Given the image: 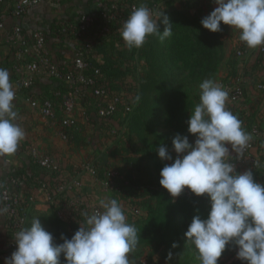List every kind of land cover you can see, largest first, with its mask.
Here are the masks:
<instances>
[{"label": "clouds", "instance_id": "obj_1", "mask_svg": "<svg viewBox=\"0 0 264 264\" xmlns=\"http://www.w3.org/2000/svg\"><path fill=\"white\" fill-rule=\"evenodd\" d=\"M212 3L216 7L200 21L204 29L217 33L222 24L227 25L246 47H264V0ZM160 23L165 25L162 32ZM119 34L131 50L142 47L152 35L163 41L173 35V29L164 11L154 12L141 4L133 8ZM199 89V103L187 121L194 142L188 135L177 134L171 151L164 144L156 149L162 162H170L164 163L159 183L173 198L187 188L195 196L209 199L207 217L194 216L184 234L195 246L200 264H218L229 246L245 264H264V184L256 181L252 169L238 172L230 160L244 156L252 137L227 109L229 92L225 88L205 79ZM15 95L9 71L0 68V156L14 154L25 138L16 123ZM139 100L137 95L133 103ZM99 208L102 210L82 213L85 221L71 238L61 235L59 244L53 243L40 218H33L30 227L15 233V250L4 264H61V257L64 264H130L129 253L139 239L135 226L127 222L116 199H101ZM5 211L0 208V215Z\"/></svg>", "mask_w": 264, "mask_h": 264}, {"label": "trees", "instance_id": "obj_2", "mask_svg": "<svg viewBox=\"0 0 264 264\" xmlns=\"http://www.w3.org/2000/svg\"><path fill=\"white\" fill-rule=\"evenodd\" d=\"M42 1L43 0H41V2ZM47 1L49 3H56V0ZM60 1L61 0H59L58 3H60ZM89 1L90 0H88V2ZM99 1L101 0H97V2ZM184 1L185 0H103V3H105L109 9V12L115 11L123 20H126L130 15L133 6L138 7L141 4L147 6L154 12L164 11L165 15L169 17L173 29L172 36L163 41H161L156 35L149 36L146 38V42L142 47L138 49L133 48L131 50L125 46L120 35L114 37L110 33L111 25H109L105 19L102 20L100 17L103 12L102 8L86 7L82 12L80 11L69 17L53 16L48 18V22L45 26L39 24L41 26L35 27L32 23L30 25L31 31H28L29 33L25 31L26 28H22L23 24L21 22H16L15 25L21 27V30L27 35H31L35 31H41L45 36V48L49 36L69 41L74 53L71 61L72 67L67 69L57 67V69L61 72L71 71L74 75L81 73L85 77H92L95 79L94 85H88L75 81L65 82L47 76L45 73H35L33 74L36 75L33 76L35 77V80L30 86L21 85L18 88V93L23 94L25 97H30L33 93L36 95L37 89L39 90L40 88H42L45 93L50 91L53 94L64 93L65 95L67 92L72 91L74 86H79L95 97L93 107L86 112L89 125H85L75 118V124L73 126L63 128L68 139L74 144L84 147L89 145L95 146L98 152L95 153L94 151L95 154L93 153L92 156H88L84 162L88 163L89 166L93 168L95 175L91 176L85 172V169H83L82 166L84 163L67 165L65 167L59 164L57 170H49L38 165L31 155H29L32 163L38 169L37 173L40 175L39 179H36L34 183H31L34 184L35 187L44 183L50 194V202L48 203L49 210L41 216L46 222L55 228V232L52 235L54 244L63 242L61 240V235L71 238L75 231L78 230L79 224L85 221V217L82 213L87 212L91 214L93 212V209L90 208L92 199L88 197L86 199H81L80 197L83 194V189H79L80 192L75 189L71 192H67L66 190L58 191L57 188L64 186L73 179H80L83 181L85 178L91 180L104 178L102 180L104 181L107 177V173L114 169L113 167L103 169L101 166L99 167L97 164L98 158L95 157V155L99 154L101 143L103 141L108 144L116 141L117 137L120 138L125 134L116 115L122 112L130 113L135 111L142 101L144 90H147L148 88L150 89L151 87H154L155 90L157 87L161 88L157 85L158 80L157 78L155 79V76L157 75L158 70H161L162 64L169 67V69L172 68L179 72L188 69L189 74L196 77L201 76L202 69L206 70L212 65L209 60H204L206 57L210 58L213 54L214 60H217V51L220 50L219 40L217 39L218 32L212 33L204 29L200 23L201 18L194 20L195 22L190 20L192 19L190 16L186 18L185 15H189L187 11L179 8V6H183V4L185 5V3H183ZM39 4L40 3L31 6L21 15H13L10 11H8L6 15L11 18L23 19L28 13L39 10ZM0 6H3V4ZM112 6H115V9L111 8ZM85 16L93 17L94 21L88 25L87 30L80 36L78 42L81 44H75L77 39L74 36L67 34V32H63L62 28L68 23H73L77 26L81 25L84 23L82 18ZM29 23H31V20L30 22L28 21V24ZM104 26H108L109 30L104 31ZM159 27L162 32L165 25L160 23ZM115 42L118 43V46L115 45ZM78 50L83 52V58L87 64V67L82 70H77L73 66L75 55ZM142 57L145 59L149 68L148 70L150 71V73L144 77H140L139 75V62ZM157 67L159 69H157ZM94 69H98L97 74L93 73ZM10 76V78L14 77H12V75ZM92 86L93 88L96 86L104 87L108 94L107 98L111 99L115 97L118 99L114 114L108 116H99L97 114L96 106L100 100L93 94ZM47 94H49V92ZM137 95L140 96V100L138 103H133L134 98ZM39 97L41 98V101L48 99L46 94L39 95ZM104 103L105 102H101L100 104ZM237 116H241V123L244 122V118H246V109H244L243 112L236 113V117ZM250 127L251 125L248 127L245 126L244 130L247 131ZM259 131V141H253L254 148L260 156L259 163L255 164L256 167L249 161L236 165L237 171L243 172L245 170L244 167L247 166L249 169L257 171L254 174V178L257 182H261L262 179H264V129L261 130V128H259ZM233 155L235 154L233 153ZM233 159L234 157L230 158L231 161ZM259 169H261V171ZM11 175L19 181V185L14 189L16 192L17 190L22 192L21 197L23 203L27 194L35 196V193H33L29 186L27 176L21 175L17 171H12ZM8 179L6 181H8ZM158 194L159 193L156 194L158 198L156 203L157 205L161 204L158 210L162 213L152 215L151 220L157 217L164 225L169 224L176 214H184L186 210H205L206 208L207 199H202L204 196H195L190 190L185 189L175 198L171 197L167 191L162 194V197H159ZM71 198H75V201L72 203H75V208L72 207L73 209L71 210L70 207H68L69 212L66 211L64 216L60 217L58 215L59 210H61L63 205L68 203ZM25 205L28 204L26 203ZM133 207L138 209L136 205ZM97 208L102 210L99 207ZM31 216L32 210L29 211L27 221L30 220ZM3 217L5 222L6 217L4 213ZM162 217L165 218V220H161ZM157 237L159 239L158 242H165L166 232H161ZM151 239H154V237ZM143 262L146 263V261ZM61 264H64L63 257H61Z\"/></svg>", "mask_w": 264, "mask_h": 264}, {"label": "rangeland", "instance_id": "obj_3", "mask_svg": "<svg viewBox=\"0 0 264 264\" xmlns=\"http://www.w3.org/2000/svg\"><path fill=\"white\" fill-rule=\"evenodd\" d=\"M183 3L185 5L179 8L187 11L189 15L185 17L190 16L192 22L202 19L216 7L212 0H185ZM221 28L222 31L217 34L220 44L217 60H214L213 54L210 58L206 57L204 60H209L212 65L206 70L202 69L201 76L193 77L188 69L179 72L162 64L161 70L155 76L157 85L161 88L157 87L155 90L151 87L144 90L142 101L135 111L116 115L125 134L108 144L103 141L99 154L95 155L99 167L114 168L115 176L110 178L111 186L105 187L102 184L104 178H85L82 187L75 188L78 191L92 184L98 188L101 195L92 200L91 209L99 207L100 200L105 198H114L122 205L127 222L135 226L139 237L136 248L129 253L130 264H143V261H146L144 264H200L195 246L186 241L184 234L194 216L198 215L201 219L207 217L210 211L209 199L202 197L207 199L205 210H186L184 214H176L167 225L161 223L157 217L151 220L152 215L162 213L158 210L161 204L157 205L156 194L159 193L158 196L162 197L167 191L162 188L159 180L164 163H170L162 162L156 149L164 144L171 151L172 139L177 134L188 135L189 141L194 142L195 137L187 132V121L190 112L199 103V84L205 79H212L225 88L230 77L236 79L242 72V66L235 57V50L242 46L239 34L231 31L227 25L222 24ZM139 63V75L144 77L150 73L149 68L143 57ZM255 100L256 98L253 101ZM237 118L241 121V116ZM172 154L175 158V153ZM244 169L248 170L249 167ZM256 172L253 170L254 174ZM259 183L264 184V179ZM68 207L72 210L75 203ZM161 220L165 218L162 217ZM161 232H166L165 242H158L157 236ZM218 264L245 262L237 259L235 249L229 246Z\"/></svg>", "mask_w": 264, "mask_h": 264}, {"label": "crops", "instance_id": "obj_4", "mask_svg": "<svg viewBox=\"0 0 264 264\" xmlns=\"http://www.w3.org/2000/svg\"><path fill=\"white\" fill-rule=\"evenodd\" d=\"M8 1L11 4L14 2V0ZM43 1L39 2V10L28 13V15H25L23 19L9 17L6 14L10 8L0 6V19L4 20L6 26H12L15 25L16 22H21L23 24L22 28H26L25 31L29 33L31 31L30 25L32 23L35 27L41 25L45 26L48 22V18L50 17H69L80 11L82 12V10L86 7L101 8L99 4L103 3V0L99 2H97V0H90L89 2L88 0H61L62 2L60 1V3H49L47 0ZM100 17L102 20H106L103 13H101ZM30 20L31 23L28 24V21L30 22ZM108 24L111 25L110 33L114 37H118L120 35L119 25L112 21L108 22ZM115 45L118 46V43L115 42ZM73 54L72 45L69 41L49 36L46 43V57L53 64L57 67H61L62 69L71 68ZM256 54L253 51L250 53L247 60L248 65L244 70L245 77L248 78V82H246L245 85L247 108L246 118H244V126L248 127L250 125H256L262 130L264 129V96L259 95L250 82L251 77L256 80L263 79L264 77V57L263 59L260 57H257L256 59ZM39 58L40 52L36 49V47H34V45L30 44L23 48L10 44L8 45L4 42L2 36L0 35V67L7 69L10 75H12V77L14 76L13 78H10V83H12L16 91L13 101L15 104L14 110L17 112L16 123H18L25 132V138L20 141L18 149L14 154L0 156V186L7 182L6 180L12 176V171H17L21 175L27 176L29 186L31 187L33 193H35V196L40 195V185L35 187L32 183H34L36 179H39L40 175L37 173L38 169L32 163L31 157L29 156L30 149L32 147H36L37 149L48 153L63 167L84 163L85 159L88 156H92L94 151L95 153L98 152L95 146L89 145L84 147L74 144L68 139L67 134L63 130L64 127L61 125V120L64 116L63 101L65 97L69 96V94L74 102V118L81 121V123H84L85 125L88 124L86 112L93 107L95 102V97L90 92L84 91L83 88L79 86H74V89L67 92L65 95L64 93L53 94L50 91H48L49 94H47L48 92L45 93L42 88L39 90L37 89V94L35 93L36 95H34L33 93L30 97H25L23 94L18 93V88L21 86L17 81L18 78L20 77L26 79L30 86V84L35 80V77L33 76L36 75L27 71L16 72L14 67L25 61H39ZM41 73L44 72L41 70ZM42 94H46L48 99H50L53 103L54 115L52 117H46L39 112L38 104L41 101L39 95ZM255 98L256 100L253 101ZM92 185H88L83 189V194L80 196L81 199H86L88 197L93 200L94 198L97 199L100 197V191ZM17 192L22 195L20 190H17ZM30 195L32 194H27L26 196ZM68 206L69 205L67 203L63 205L64 213L66 211L69 212ZM30 210H32V216L28 221L27 227H30L33 218H40L45 230L53 235L55 228L46 222L41 216L43 213L48 212L49 204L45 203L41 199H38L30 206L29 211ZM4 223V217L3 215H0V264H4L3 257L1 255L6 241Z\"/></svg>", "mask_w": 264, "mask_h": 264}, {"label": "built area", "instance_id": "obj_5", "mask_svg": "<svg viewBox=\"0 0 264 264\" xmlns=\"http://www.w3.org/2000/svg\"><path fill=\"white\" fill-rule=\"evenodd\" d=\"M41 0H14V2L11 4L8 0H0V5L3 4L5 8H10L9 11L13 15H21L26 12L28 8H30L33 5H36ZM59 0H56L58 2ZM100 7L103 10V15L106 18L107 22H116L119 27L121 28L123 22L125 20L121 19L120 16L115 12H109L108 7L105 3H100ZM135 6H133L134 8ZM111 8L115 9V6H112ZM132 8V9H133ZM112 10V9H111ZM84 23L77 26L73 23H68L65 25V27L62 28L63 32H67V34H70L74 36L77 40L75 44H81L78 42L80 36L87 30L88 25L94 21V18L91 16H85L82 18ZM104 31L109 30L108 26H104ZM0 35L2 36V39L5 43L8 45L17 46L20 48L27 47L28 45L32 44L36 49L40 52V58L39 61L33 60V61H25L19 63V65L14 67V70L16 72H22L27 71L31 74L35 73H41V70H44L45 75L51 76L52 78L59 79L65 82L75 81L79 83H84L88 85H94L95 79L92 77H85L81 73H78L77 75H74L71 71L69 72H61L57 69V66L53 64L48 58L46 57V48H45V36L42 34L41 31H35L31 35H27L21 30V27L18 25H12V26H6L3 19H0ZM88 46V45H87ZM80 49V48H79ZM82 50V49H81ZM81 50H78V52L75 55L74 59V68L77 70H82L87 67L86 62L83 58V52ZM255 52L256 59L257 57H260L263 59L264 57V47H260L258 49H250L246 47L244 43H242L241 47H238L235 50V57L237 58L238 62L242 66V72L239 74L238 78L232 79L231 77L227 81L225 85V89L229 92L228 101L226 104V107L228 110H230L235 116L236 113L243 112L244 109L247 108V101H246V95H245V85L246 82H248V78L245 77L244 70L248 65V56L250 53ZM263 61V60H262ZM261 61V62H262ZM94 74L98 73V69L93 70ZM20 85L28 86V82L26 79L18 78L17 80ZM250 82L255 88V91L259 95L264 96V77L263 79L256 80L253 77L250 78ZM93 88V86H92ZM93 94L100 100L97 103V114L99 116H108L114 114L116 110V103L118 101L117 98H107L108 94L104 87H94L92 90ZM101 102H105L104 104H100ZM39 112L46 116V117H52L54 115L53 111V103L50 99H45L43 101H40L38 104ZM73 109H74V102L72 97L67 96L64 98L63 101V113L64 116L61 120V125L63 127H70L75 124V118L73 116ZM245 122H242V128L244 130ZM246 131V130H245ZM249 133L252 137L251 141L248 144V147L245 150L244 156L242 158L237 159L234 157V159L231 161L234 165H240L245 163L246 161L252 162L253 164L259 163V153L256 152V149L254 148L253 141H259L258 137L260 136L259 128L256 125H251L250 129L246 131ZM30 155L31 157L37 162L38 165H40L43 168L49 169V170H57L59 167V163L48 153L43 152L36 147H32L30 149ZM83 169H85V172L92 175H95V172L93 168L89 166L88 163H84ZM115 176V170H110L107 173L106 179L102 182V184L105 187L111 186V180L110 178H113ZM19 185V181L13 177L10 176L8 181L5 182L0 187V199H1V205L2 209H6L4 212L6 220H5V235H6V241L5 246L2 249V257L3 261L6 257H9L11 253L15 250V243H14V235L17 231L21 230L22 228H26L28 221V215H29V209L30 206L35 203L38 199L43 200L45 203L50 202V194L48 190L46 189V186L44 183L40 184L39 192L40 195L38 196H27L25 198V201L23 203V199L21 195L16 192L14 189ZM82 185V181L80 179H73L69 181L64 186H60L57 188L58 191L66 190L67 192H71L73 189L78 188ZM75 201V198H71L68 205L72 204ZM28 205H25V204ZM99 210L97 207L93 209L94 211ZM58 215L60 217L64 216V210L63 208L59 210Z\"/></svg>", "mask_w": 264, "mask_h": 264}]
</instances>
